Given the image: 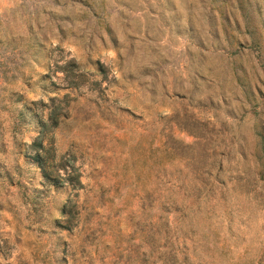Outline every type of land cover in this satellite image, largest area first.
<instances>
[{
  "label": "rangeland",
  "instance_id": "rangeland-1",
  "mask_svg": "<svg viewBox=\"0 0 264 264\" xmlns=\"http://www.w3.org/2000/svg\"><path fill=\"white\" fill-rule=\"evenodd\" d=\"M261 137L264 0H0V264H264Z\"/></svg>",
  "mask_w": 264,
  "mask_h": 264
},
{
  "label": "trees",
  "instance_id": "trees-1",
  "mask_svg": "<svg viewBox=\"0 0 264 264\" xmlns=\"http://www.w3.org/2000/svg\"><path fill=\"white\" fill-rule=\"evenodd\" d=\"M72 67V63L70 62H67L66 64H64L61 69L62 71L64 72V77H70V83L72 85H77V81L78 80H75L71 77H73L72 75V72H71V68ZM260 143H261V149H262V153L264 154V137H261L260 139ZM33 145L39 149L38 152H36L35 156H34V160L38 163L39 167L41 168V171L43 173V176L45 178H49V172L47 170V167L45 165V160H44V157L42 156L41 152L44 151V147L42 146V142L38 139H36L34 142H33ZM41 151V152H40Z\"/></svg>",
  "mask_w": 264,
  "mask_h": 264
}]
</instances>
